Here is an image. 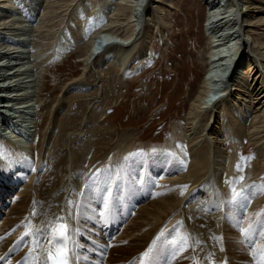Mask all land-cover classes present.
I'll return each mask as SVG.
<instances>
[{
    "label": "bare ground",
    "instance_id": "1",
    "mask_svg": "<svg viewBox=\"0 0 264 264\" xmlns=\"http://www.w3.org/2000/svg\"><path fill=\"white\" fill-rule=\"evenodd\" d=\"M204 1L209 6L208 31L204 29L209 37V64L197 94L188 101L184 123L174 122L176 129L164 148L128 151L119 145L118 154L96 161L99 135L111 129L104 123L112 107L101 90L102 69L117 65L123 81L135 63H144L150 56L153 38L158 37L163 45L168 39L171 14L178 1L118 0L107 14V24L94 30L87 44L84 27L93 18L87 15L92 6L88 0H23V13L30 15L28 19L17 17L20 8L10 9L12 1L0 0V38L11 40L0 42V80L10 81L0 85V100L5 101L0 103V129L10 128L8 123L24 138L30 137L26 142L22 136L0 133L5 160H0V173L5 170L0 176V256L15 253L5 264H25L26 260L32 264L28 253L31 251L34 258L42 251L37 233L43 231L47 236L49 229L61 223L69 227V247L75 246L76 253L86 258L79 264H142V254L157 236L162 239L158 245L182 242L171 243L174 255L169 258L170 264H250V241L261 240L264 244V236L256 235L258 230L249 242L240 230L249 226L254 229V223L264 229V191L260 188L264 184V32L257 38L251 36L257 29L264 31V0H227L231 5L228 12V5L216 6L220 0ZM39 9L38 21L32 25L33 13ZM63 12L71 16L62 26L60 50L64 49L63 55L75 51L82 73L64 83L61 97L42 100L46 95L44 68L52 60L50 53L45 57L46 48L39 49L52 46L48 37L62 20ZM128 14L120 24L119 17ZM117 26L124 27L118 34H122L119 42L108 47L106 42L99 48L98 39ZM31 32L36 40L33 53L29 50ZM246 37L252 39L251 44ZM242 44L248 45V53L240 52ZM105 50L108 53L101 66L97 60L100 56H95ZM24 58L34 61L26 66ZM240 59L245 63L239 64ZM233 60L229 74L233 68L242 67L234 79L227 75ZM5 69L8 71L3 73ZM223 73L226 75L222 78ZM228 76L232 87L211 99L217 92L213 91L214 84L226 83ZM4 86L12 89L4 91ZM14 118L22 124L19 126ZM245 141L253 151L246 161ZM17 145L30 151L31 156ZM22 156L33 157L35 163ZM237 165L242 170L238 171ZM112 166L108 174L112 176L114 171L122 179L117 186L106 187L101 177L104 169ZM140 175L145 178L143 183L138 179ZM240 176L244 180L233 184ZM249 183L256 185L250 203L231 202L230 189L240 191ZM90 185L95 189L92 196ZM239 219H243L242 224ZM26 232L33 235L25 236Z\"/></svg>",
    "mask_w": 264,
    "mask_h": 264
},
{
    "label": "rangeland",
    "instance_id": "2",
    "mask_svg": "<svg viewBox=\"0 0 264 264\" xmlns=\"http://www.w3.org/2000/svg\"><path fill=\"white\" fill-rule=\"evenodd\" d=\"M88 1L89 3H92V6L87 11V15L88 17L93 16V18L91 21L88 20L89 22H91V24L89 25L87 24L86 27H84L86 29L85 30L86 36L84 39H85V43L87 44L90 40V37L93 35L94 30L102 27V25L107 24V21H108L107 19L109 18L107 14L108 12L113 10V8L115 7V2L118 0H88ZM177 1H178L177 9L175 8L174 12L171 14V32L168 33V37L166 36V38L168 39H165V43H164L165 46L162 44L160 40H158L159 39L158 37H154L152 40V44L150 45L151 46L150 54H149L150 56L148 57L147 60H145L144 62L145 64L135 63V65L132 66V68L129 67L131 70L128 72V75L125 76L123 81L119 77L120 74L118 73L119 69L117 65L105 66L102 69L103 73L101 74V77H103L104 86L101 88V90H103V92L108 95V99L110 101L109 103H110V106L112 107L108 109L107 111L108 117L104 119V123L110 126L111 129H109L108 131H104L103 134L101 132V134L99 135L100 136L99 145H98L97 153L95 155L96 161L106 160L108 157L112 158L116 153L117 146L119 147V145L121 146V148H123L124 150H128V151L131 149L132 151L133 150L137 151L145 147L164 148L166 144L168 143L169 136L171 135V133L174 132V129H176L174 122L184 123V118L187 112L186 110L188 109L189 104H190L189 102H191L193 97L197 94L199 87L202 85L205 72L208 69L209 57L207 56V49H208L209 37H208L207 32L205 31L206 28H205L204 22L207 21L206 17H207L209 6L206 4L204 0H177ZM9 2H11L10 9H14L15 7L20 8V10L18 11L19 14L17 15V17L18 16L23 17L24 15L23 6L25 5L23 3V0L22 1L21 0H16V1L9 0ZM148 3L145 4V6H147ZM222 3H224V5H222ZM14 4L15 6H12ZM75 4L76 2L72 4L71 8L75 6ZM78 5L81 6V2ZM227 5H228L227 0H220L216 6L223 7ZM80 6L79 7L77 6L79 10H81ZM163 8L165 7L163 6ZM40 9L43 10L42 5ZM40 9L37 10L35 13H33L34 17L33 19L31 18L30 20V22L32 21L31 22L32 25L36 23V20L38 19L40 15ZM78 9L76 13L80 12ZM230 9H231V5H228L227 12ZM243 9L245 8L243 7ZM14 12L15 11L13 12L9 11V13H14ZM62 14H64L61 17L62 20H60L54 25L53 27L54 31H52L53 34L50 37H48V40L52 42V46L48 45V47L46 46V47L39 49V50H43L44 48H46L44 50L47 51L46 53L48 54L45 57H49V53H50V60H52L51 62H49L48 65L46 64L45 68L43 67L44 72H45V74L43 72V74L45 75L43 95L44 94L46 95L41 97V98L44 97L42 100H44L45 98H46L45 100H48V99L56 100L58 99V97H61V95H63L62 94L63 90L61 88L64 86V83L68 82L69 79L72 80L76 77H79L81 75L80 73H82V65L79 64L80 62H77V54L74 53L75 51L74 50L72 52L69 51L68 53L69 55H67V53L65 52V55H63L64 52L62 51H64V49H62V51L60 50L61 49L60 43L63 38L62 26L66 25V20L69 19V17L71 16L69 13L66 15V12H63ZM0 15H1V12H0ZM127 16H129V14L126 16L122 15L119 17L118 20L121 21L120 24L125 22V20L127 19ZM225 16L228 17L227 14H225ZM24 17L28 19L30 15L25 14ZM142 17L144 18V16ZM206 24L208 25V21L206 22ZM238 28L236 30H238ZM123 30H124L123 26H117L116 28H113V32L107 33L108 35L106 36L104 35L101 36L98 39V42L96 43V45L101 47L103 45L101 41L103 40H106L108 43L106 47L111 46V45H116V41L119 42V38L122 37V34L120 36L118 34L122 33ZM207 31H208V28H207ZM229 31H232V28ZM59 32L62 35L59 34ZM262 32H264L263 29H260V30L257 29L255 30V34H251V36H253V38L260 37L262 35L258 33H262ZM31 33L32 34L30 38L32 39V42L31 43L29 42L31 46L30 45H27V46H30L29 50H32V53H33L34 52L33 50L35 49L36 40L33 41L35 38V35H34L35 33L34 32H31ZM7 36L11 38H16V39L21 38L19 35L14 36V35L9 34ZM215 38L216 40H218L216 36ZM247 38H250V37H246V39ZM38 39L40 40V38ZM1 40L2 41L8 40L9 42L11 41L10 38L7 39V37L6 39L4 38V40L3 38H0V42H2ZM247 40L249 41V44H251L252 39H247ZM32 44L34 45V47ZM99 48L96 50V52L99 50ZM36 51L37 50H35V52ZM107 51L108 50H105L103 54H97L95 56V57L100 56L99 58H97V60L100 59L101 66H102V61L104 59V56L108 53ZM242 51L243 52L245 51V53L249 52V48L247 44L241 45L240 52ZM53 53H55L56 56ZM54 57L55 59L53 61ZM237 58H238V55L236 56L235 59ZM242 59L239 60V64L241 65L245 63V61L242 62ZM234 60L232 61L229 69L227 70V75L230 76L231 74V76H233V79L236 78L235 75L237 74V72L238 74H240V72L242 71V67L241 68L235 67V69L233 68L232 72L229 74L232 65L235 63ZM32 61H34L32 58L23 59V62L25 65L26 63L28 64ZM35 61L38 63L37 59ZM4 64L7 65L8 61L4 62ZM7 71L8 70L5 69V71L3 70L2 72L6 73ZM225 75L226 74L223 73L222 78ZM229 76L227 78L226 83L218 82L214 84L213 91L214 92L217 91L215 94V97H219L221 93H225L226 88L228 89V87L229 88L232 87L233 82L229 81L230 80ZM96 78H97V81L100 80L98 75L95 77V79ZM2 80L4 81V79L0 80V85H8L10 82L8 80L7 83H2L3 82ZM101 82H102V78H101ZM224 84L226 85L225 89L222 88L224 87L223 86ZM95 88L96 87L92 88V90H94ZM6 90L7 89H5V91ZM4 93L7 94V92H4ZM69 94L70 93H68L67 95ZM0 98L2 97L0 96ZM3 102L5 101L0 100V103H3ZM42 102L45 103V101H42ZM38 104H40V102H38ZM38 104H36V106ZM86 109L87 108L85 107L84 110ZM8 112L9 111H7V113ZM14 121L19 122L18 123L19 126L22 124L18 118H14ZM244 122L245 121H243V123ZM5 132L7 131L2 129L0 133L7 137L8 136L10 137L11 133H12L11 135L14 134V135H18L21 137V134H18V133L16 134V133L9 131V134H8ZM24 134L26 135V133ZM7 140L10 141V139H7ZM26 140L27 141L30 140V137L26 138ZM246 143L247 141L244 142L246 152L243 155V158H245V161H246V157L253 155L252 149H250L249 146H246L247 145ZM17 147H19V145H17ZM19 148L23 150L24 154L26 153L27 149L23 148L22 146ZM2 151H3V146L0 142V153H1L0 160H2L1 163H4L5 160H3ZM27 153H26V156L27 155L31 156L30 151L27 150ZM22 158H26V157L22 156L21 159ZM26 160H29L30 162L35 163L33 157L31 159L26 158ZM19 162L21 163V161ZM12 166L15 167L14 165ZM108 170L112 171L113 166L107 170L104 169L103 176L101 177L103 180V184H105L106 187H109V186L111 187L113 185L117 186V184L121 182L122 178L116 177L114 175L115 174L114 171H113V174H112L113 177H112L110 174H108L110 172ZM3 173H5V170H3L0 173V176ZM10 175L12 176L13 173L11 172ZM139 177L142 178V179L140 178L138 179L141 180V183H143V181H145V178L143 177V175L142 176L140 175ZM110 179H113V180H110ZM87 183H89V181H87ZM250 184L252 183H249L247 185L250 186ZM247 187L244 186L242 189H245ZM88 188H89V191L91 190L90 193H92L91 194L92 196L95 189L91 185ZM214 194H215L214 192L211 193L212 196H214ZM10 196L8 197L10 198ZM121 208H123V205L121 206ZM242 220L243 219H239L238 222L242 224ZM253 227L254 229H252V231L248 234L249 237L251 236L253 237L255 235V231L259 229L260 224L254 223ZM120 229L121 228L119 226L118 230L115 231L116 234L120 232ZM182 231H183V228H182ZM240 239L241 241H243L241 237ZM260 241L258 244L261 243Z\"/></svg>",
    "mask_w": 264,
    "mask_h": 264
},
{
    "label": "snow or ice",
    "instance_id": "3",
    "mask_svg": "<svg viewBox=\"0 0 264 264\" xmlns=\"http://www.w3.org/2000/svg\"><path fill=\"white\" fill-rule=\"evenodd\" d=\"M237 170H242L240 165H237ZM243 180L244 177L240 176L233 180L232 183L235 184L237 182H242ZM255 187V183L240 191H237L235 187H232L230 189L231 202L235 203L243 200L246 204L250 203L251 190ZM260 188L261 191H264V184H262ZM69 204L72 205L73 202L69 201ZM261 215H264V213H261ZM29 228H31V225H29ZM240 230L245 236V241L249 242L250 238L248 234L252 231L251 226L248 228L241 227ZM32 235V232L25 233V236L28 237ZM37 235L39 237L37 244L40 248H42V251L34 258L31 251L28 253V259L32 260V264H79L81 259H86L76 253L75 246L69 247V227L67 223H61L59 227L54 230L49 229L47 236L44 235L43 231L38 232ZM163 235L164 234L161 233V236ZM256 235L264 236V229H258ZM21 239H23V237ZM186 239L187 237L184 238V240ZM155 243L156 242L153 241L154 245ZM171 243L179 244L182 242L172 241ZM163 254L167 257L169 254L168 250L164 249ZM172 255H174V253H172ZM249 255L251 257L250 264H264V244H258L254 240L250 241ZM142 256L146 258L148 264H155V255L152 247L146 250ZM41 257H43V260ZM25 264H27V260L25 261ZM142 264H144V261H142ZM213 264H215V262H213ZM222 264H227V262L224 261Z\"/></svg>",
    "mask_w": 264,
    "mask_h": 264
},
{
    "label": "clouds",
    "instance_id": "4",
    "mask_svg": "<svg viewBox=\"0 0 264 264\" xmlns=\"http://www.w3.org/2000/svg\"><path fill=\"white\" fill-rule=\"evenodd\" d=\"M106 42H107V41H106V40H104V42H103V45H102L100 48H102V47H103V46L106 44Z\"/></svg>",
    "mask_w": 264,
    "mask_h": 264
}]
</instances>
